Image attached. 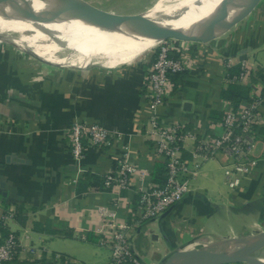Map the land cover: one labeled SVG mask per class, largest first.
<instances>
[{"label":"crops","instance_id":"1","mask_svg":"<svg viewBox=\"0 0 264 264\" xmlns=\"http://www.w3.org/2000/svg\"><path fill=\"white\" fill-rule=\"evenodd\" d=\"M242 21L217 39L192 44V66L171 79L166 104L157 111L162 122L190 133L185 160H191L194 137L220 135L225 113L247 102L233 107L222 98L231 70L248 66L247 79L232 83L247 87L248 97L264 84V25L237 29ZM152 51L123 66L92 63L55 71L0 58V206L14 214L4 228L20 241L14 264H114L100 242L111 220L128 225L140 264H164L199 242L223 245L264 231V103L255 126V162L237 187L226 183L224 160L209 159L190 176V192L178 204L138 226L131 225L135 191L101 189L102 177L124 153L137 170L134 189L165 180L163 160L144 134L153 113L143 94ZM76 122L101 125L117 138L110 148H90L78 168L66 138Z\"/></svg>","mask_w":264,"mask_h":264},{"label":"built area","instance_id":"2","mask_svg":"<svg viewBox=\"0 0 264 264\" xmlns=\"http://www.w3.org/2000/svg\"><path fill=\"white\" fill-rule=\"evenodd\" d=\"M191 48L192 43L189 42H160L143 83L144 97L153 112L144 125V134L151 143L152 152L163 160V184L134 189L132 179L138 177L137 170L129 162L126 153L101 180V189L104 190L135 191L137 199L132 209L133 226L156 221L178 204L190 192V176L196 174L199 166L207 160L217 156L224 160V177L229 188L237 187L242 176L250 173L255 162L254 151L258 139L255 126L260 118V107L264 103V84L255 88L250 102L225 113L220 124V135L193 138L191 160H185L181 155L190 133L182 126L166 124L158 117L157 111L166 104L170 94L171 79L189 70L194 62ZM248 74V66L241 63L239 73L227 76V81L242 82ZM66 138L77 168L90 148H110L117 142L115 134L103 126L77 122L68 129ZM106 216L112 217L105 213ZM13 217L12 211L0 206V227L6 228L7 222ZM105 225L109 234L103 233L100 242L111 251L113 263L140 264L126 235L128 225L120 226L112 220L106 221ZM19 248L20 241L14 233L7 232L5 237L0 236V264H14L20 253Z\"/></svg>","mask_w":264,"mask_h":264},{"label":"bare ground","instance_id":"3","mask_svg":"<svg viewBox=\"0 0 264 264\" xmlns=\"http://www.w3.org/2000/svg\"><path fill=\"white\" fill-rule=\"evenodd\" d=\"M227 1L158 0L145 13L149 19L171 26L207 27L216 20ZM47 17L49 22L42 19L24 21L0 18V44L29 54L40 62L76 68H85L92 63L109 67L134 63L159 44L154 40L101 31L58 5L48 8ZM262 237L264 233L258 238L232 241L225 246L224 252L228 255L239 254L258 244ZM256 254L253 257L264 263V259ZM184 260L180 259L177 264Z\"/></svg>","mask_w":264,"mask_h":264},{"label":"water","instance_id":"4","mask_svg":"<svg viewBox=\"0 0 264 264\" xmlns=\"http://www.w3.org/2000/svg\"><path fill=\"white\" fill-rule=\"evenodd\" d=\"M260 1L228 0L216 20L207 27L171 26L149 19L145 12L119 15L101 10L85 0H0V18L24 21L42 19L49 22L48 8L58 5L69 14L101 31L159 43L177 40L204 44L230 31L247 17ZM260 235L249 237L248 240L258 238ZM234 241L240 242L242 239ZM262 248H264V237L258 244L248 247L239 254L228 255L224 251L215 253L206 250L176 251L164 264H177L180 259H185L181 264H264L253 257V254Z\"/></svg>","mask_w":264,"mask_h":264},{"label":"rangeland","instance_id":"5","mask_svg":"<svg viewBox=\"0 0 264 264\" xmlns=\"http://www.w3.org/2000/svg\"><path fill=\"white\" fill-rule=\"evenodd\" d=\"M89 2L90 4L94 5L95 7L108 11L111 13L119 14V15H133L137 13H142L150 10L153 5L158 0H85ZM92 2V3H91ZM253 24H259L264 25V1L260 4V7L256 8L255 11H252L250 15H248L247 19L243 20L242 23H240L237 27V29H244L248 25ZM193 44V43H192ZM264 44V43H263ZM157 48V47H156ZM153 51H155V49ZM152 51V52H153ZM0 58H21L24 61L30 62L34 64L36 68H41L44 71H52V70H60L61 68L56 65H51L48 63L37 61L33 56L29 54H24L12 47H8V45L0 44ZM15 65V63H13ZM6 66H11L10 64H7ZM264 232L263 230L259 229L256 231H253L251 234H247L244 238H249L253 236H257ZM241 238H233L225 242L223 245H220L217 247L218 244H207L204 246V243H196L193 245L192 249L202 251L206 250L207 252H223L225 249V246H228V244L234 240H238ZM190 248H183V250L180 251H186V250H192ZM257 253V254H256ZM255 254L259 257L264 259V248L257 251Z\"/></svg>","mask_w":264,"mask_h":264},{"label":"trees","instance_id":"6","mask_svg":"<svg viewBox=\"0 0 264 264\" xmlns=\"http://www.w3.org/2000/svg\"><path fill=\"white\" fill-rule=\"evenodd\" d=\"M153 55L152 58L154 59L155 55H156V50L153 51ZM152 59V60H153ZM232 74H237L238 70H231ZM232 74H230L232 76ZM262 79H264V76H261ZM248 92L249 89L247 87L244 86H240L237 84H232L230 83L228 85V88L226 91H224L221 96L222 98L226 99L227 101H229L233 107L237 106L241 101H247L250 102V97H248ZM163 172V177L165 178V170H164V166L162 169ZM0 233L2 237H5L7 235V231H5L4 228L0 227Z\"/></svg>","mask_w":264,"mask_h":264}]
</instances>
